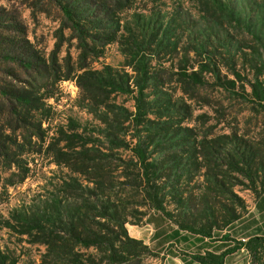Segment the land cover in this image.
Segmentation results:
<instances>
[{"label": "trees", "instance_id": "trees-1", "mask_svg": "<svg viewBox=\"0 0 264 264\" xmlns=\"http://www.w3.org/2000/svg\"><path fill=\"white\" fill-rule=\"evenodd\" d=\"M54 1L77 39L79 69L87 67L76 79L77 105L104 124L98 127L103 140L95 136L97 129L88 132L72 118L60 130L65 143L53 150L44 137L49 120L41 106L55 96L48 84L3 94L27 113L37 111L31 114L37 116L35 132L22 130V136L31 144L36 135L40 146L23 147L14 154L26 156L10 161L21 178L30 176L29 164L37 158L28 156H52L58 167L44 191L23 199L5 218L3 226L31 245L0 244V264H152L161 252L127 228L151 211L180 231L233 242L220 251H180L197 264H225L242 249L250 264H264V233L238 239L215 234L247 210L237 184L256 199L264 194V147L237 132L192 140V132L180 133L190 127L161 120L179 101L168 91L174 80L213 86L264 112V0H187L189 5L172 7L161 0ZM112 44L123 61L89 68ZM0 61L38 75L57 64L34 46L10 9L0 14ZM124 94L132 108L116 103ZM112 107L116 127L110 126ZM169 132L183 142L167 143ZM95 140L103 145L94 146ZM5 171L0 167V184Z\"/></svg>", "mask_w": 264, "mask_h": 264}, {"label": "rangeland", "instance_id": "rangeland-1", "mask_svg": "<svg viewBox=\"0 0 264 264\" xmlns=\"http://www.w3.org/2000/svg\"><path fill=\"white\" fill-rule=\"evenodd\" d=\"M79 1L83 2V0ZM146 1L149 0H130L133 4ZM151 1L158 4L165 2L169 7L179 3L190 4L186 2L187 0ZM2 9H10L13 14L18 15L34 46L43 51L51 61L53 58L57 61L56 67H51L47 75L24 71L18 65L0 61V167L6 170L2 174L3 180L0 184V244L12 246L19 241L21 244L30 246L28 242H21L11 234L3 226L4 220L9 216L11 209L19 205L23 199L28 200L44 191L42 186L55 174L58 165L52 156H28L37 158L29 164L32 168L30 176L21 178L20 171L10 161L26 156V154L21 156L19 152L14 154L15 151L23 147L29 149L35 142H37L35 148L40 146L41 138L36 135L29 136L33 141L31 144L27 143L22 136V130L27 133L35 132L31 126L38 123L37 116H31V114L35 115L37 111L31 109L27 113L12 96H3V94L17 90L24 91V89L36 90L39 85L48 84L49 90L54 92L55 96L40 104L48 112L49 122L43 123V127L46 128L44 137L48 139V142L51 141L53 150L65 143L59 138L62 136L60 130L65 129L72 118L78 119L88 132L97 129L94 134L101 141L103 134L98 132V127L104 128V124L77 105L81 89L76 79L87 67L79 69L77 39L56 2L54 0H0V14ZM119 61H123V56L117 50V46L112 44L107 48L104 56L89 64V68L100 69L104 63L116 66ZM168 87V91L174 94V98L179 97V101H176L177 106L166 112V116H162L161 120L164 121L167 117L175 121L173 123L179 122V126L192 129L191 131L180 130V133L187 135L192 132V140L194 137L196 140H208L222 134L237 132L258 142L260 147H264V112L254 109L243 99L232 97L225 91L210 85L194 86L174 80L168 84ZM185 91L188 92L185 93ZM128 99V94L120 95L117 96L116 103L132 108V102ZM113 110L114 107L107 108L112 123L110 126L116 127L114 126L116 120L112 119ZM167 138L169 140L167 143L183 142L180 134L169 132ZM100 140H95L94 146L103 145ZM199 179L201 181L202 178L199 177ZM241 179L245 181L243 177ZM235 188L244 198L247 210L244 209L242 217L230 226L216 231V237L230 233L233 238L238 239L253 233H264V194L256 199L253 191L245 188L244 185L237 184ZM127 228L132 236L142 238L153 249L161 252L159 258L150 260L152 264H197L190 257L180 255V251L203 252L206 249L220 251L233 243L221 241L218 238L209 240L180 231L160 213L154 211H151L143 221L127 223ZM33 248L34 253H37L36 247ZM249 261V254L242 249L229 255L226 264H250Z\"/></svg>", "mask_w": 264, "mask_h": 264}, {"label": "crops", "instance_id": "crops-1", "mask_svg": "<svg viewBox=\"0 0 264 264\" xmlns=\"http://www.w3.org/2000/svg\"><path fill=\"white\" fill-rule=\"evenodd\" d=\"M243 250H245V249H243ZM226 264V263H225Z\"/></svg>", "mask_w": 264, "mask_h": 264}]
</instances>
